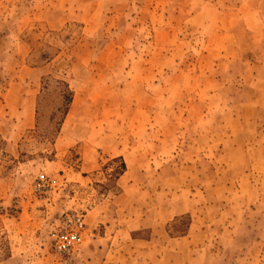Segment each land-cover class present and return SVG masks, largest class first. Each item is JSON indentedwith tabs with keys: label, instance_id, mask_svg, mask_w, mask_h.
<instances>
[{
	"label": "rangeland",
	"instance_id": "374dc122",
	"mask_svg": "<svg viewBox=\"0 0 264 264\" xmlns=\"http://www.w3.org/2000/svg\"><path fill=\"white\" fill-rule=\"evenodd\" d=\"M0 264H264V0H0Z\"/></svg>",
	"mask_w": 264,
	"mask_h": 264
},
{
	"label": "trees",
	"instance_id": "16d2710c",
	"mask_svg": "<svg viewBox=\"0 0 264 264\" xmlns=\"http://www.w3.org/2000/svg\"><path fill=\"white\" fill-rule=\"evenodd\" d=\"M49 92L52 99L50 102L51 111L47 114L48 117L43 124L41 120L44 115L45 98ZM71 102L72 93L64 81L49 77L41 79L39 94L34 105V129L41 139L51 142L57 136ZM110 163L116 164L114 174L117 180L125 172L124 163L120 158H114Z\"/></svg>",
	"mask_w": 264,
	"mask_h": 264
},
{
	"label": "built area",
	"instance_id": "2783aa9c",
	"mask_svg": "<svg viewBox=\"0 0 264 264\" xmlns=\"http://www.w3.org/2000/svg\"><path fill=\"white\" fill-rule=\"evenodd\" d=\"M42 179L41 176L38 177ZM53 248L59 253H68L73 251L79 243V237L76 233H59L50 236Z\"/></svg>",
	"mask_w": 264,
	"mask_h": 264
}]
</instances>
